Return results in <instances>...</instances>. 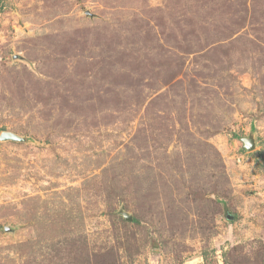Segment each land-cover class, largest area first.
<instances>
[{
    "label": "rangeland",
    "instance_id": "obj_1",
    "mask_svg": "<svg viewBox=\"0 0 264 264\" xmlns=\"http://www.w3.org/2000/svg\"><path fill=\"white\" fill-rule=\"evenodd\" d=\"M4 131L0 264H264V0H4Z\"/></svg>",
    "mask_w": 264,
    "mask_h": 264
},
{
    "label": "water",
    "instance_id": "obj_2",
    "mask_svg": "<svg viewBox=\"0 0 264 264\" xmlns=\"http://www.w3.org/2000/svg\"><path fill=\"white\" fill-rule=\"evenodd\" d=\"M0 141L26 142L27 139L13 132L4 131L0 134ZM242 141L244 143V149H246L247 151H252L256 147V142L253 134H251L247 138H243ZM120 213L128 222H133V217L130 214L123 210H121ZM6 231L8 232L9 228H6Z\"/></svg>",
    "mask_w": 264,
    "mask_h": 264
},
{
    "label": "trees",
    "instance_id": "obj_3",
    "mask_svg": "<svg viewBox=\"0 0 264 264\" xmlns=\"http://www.w3.org/2000/svg\"><path fill=\"white\" fill-rule=\"evenodd\" d=\"M3 2H4V0H0V12L2 11Z\"/></svg>",
    "mask_w": 264,
    "mask_h": 264
}]
</instances>
